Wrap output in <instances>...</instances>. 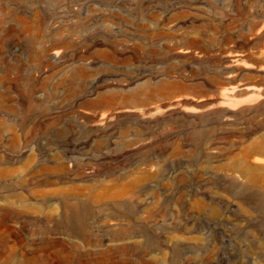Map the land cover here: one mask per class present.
Wrapping results in <instances>:
<instances>
[{"label":"rangeland","instance_id":"obj_1","mask_svg":"<svg viewBox=\"0 0 264 264\" xmlns=\"http://www.w3.org/2000/svg\"><path fill=\"white\" fill-rule=\"evenodd\" d=\"M264 264V0H0V264Z\"/></svg>","mask_w":264,"mask_h":264},{"label":"bare ground","instance_id":"obj_2","mask_svg":"<svg viewBox=\"0 0 264 264\" xmlns=\"http://www.w3.org/2000/svg\"><path fill=\"white\" fill-rule=\"evenodd\" d=\"M65 248H60V249H57L56 252H55V256L59 257L60 258V263L61 264H67V259L63 258V255H61L58 251L59 250H64ZM27 264H49V261H48V258L44 255H38V256H34L30 259H28L27 261ZM97 264H100V263H97Z\"/></svg>","mask_w":264,"mask_h":264}]
</instances>
